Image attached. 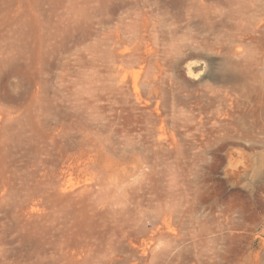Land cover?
<instances>
[{"label":"rangeland","instance_id":"374dc122","mask_svg":"<svg viewBox=\"0 0 264 264\" xmlns=\"http://www.w3.org/2000/svg\"><path fill=\"white\" fill-rule=\"evenodd\" d=\"M0 264H264V0H0Z\"/></svg>","mask_w":264,"mask_h":264},{"label":"bare ground","instance_id":"6f19581e","mask_svg":"<svg viewBox=\"0 0 264 264\" xmlns=\"http://www.w3.org/2000/svg\"><path fill=\"white\" fill-rule=\"evenodd\" d=\"M2 116V115H1ZM35 209H39V205L36 204V206H33Z\"/></svg>","mask_w":264,"mask_h":264}]
</instances>
